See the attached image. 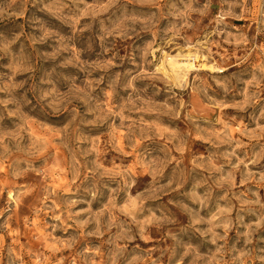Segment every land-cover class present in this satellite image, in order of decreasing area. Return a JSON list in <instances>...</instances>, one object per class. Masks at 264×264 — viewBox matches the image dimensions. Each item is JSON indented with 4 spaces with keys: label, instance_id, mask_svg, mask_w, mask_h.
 <instances>
[{
    "label": "rangeland",
    "instance_id": "1",
    "mask_svg": "<svg viewBox=\"0 0 264 264\" xmlns=\"http://www.w3.org/2000/svg\"><path fill=\"white\" fill-rule=\"evenodd\" d=\"M0 264H264V0H0Z\"/></svg>",
    "mask_w": 264,
    "mask_h": 264
},
{
    "label": "bare ground",
    "instance_id": "2",
    "mask_svg": "<svg viewBox=\"0 0 264 264\" xmlns=\"http://www.w3.org/2000/svg\"><path fill=\"white\" fill-rule=\"evenodd\" d=\"M171 67H173V68H181V67H183V68H185L186 70H193L194 68H195V65H194V63L193 62H188V63H184L183 65L182 64H179V63H177V62H171ZM185 75H183V77H184Z\"/></svg>",
    "mask_w": 264,
    "mask_h": 264
}]
</instances>
